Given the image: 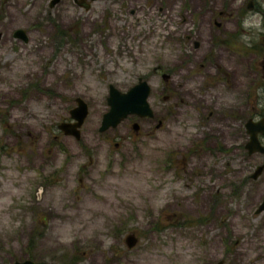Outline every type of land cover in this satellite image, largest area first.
<instances>
[{
  "label": "rangeland",
  "instance_id": "1",
  "mask_svg": "<svg viewBox=\"0 0 264 264\" xmlns=\"http://www.w3.org/2000/svg\"><path fill=\"white\" fill-rule=\"evenodd\" d=\"M212 1L67 3L52 22L40 7L16 18L30 43L0 60V264H264V171L249 179L263 156L243 150L248 119L264 116V32L242 26L218 42ZM234 1L263 21L264 0ZM182 15L197 47L180 46ZM139 78L156 120L99 131L108 85ZM77 96L79 140L57 128ZM185 150L176 174L168 161Z\"/></svg>",
  "mask_w": 264,
  "mask_h": 264
},
{
  "label": "flooded vegetation",
  "instance_id": "2",
  "mask_svg": "<svg viewBox=\"0 0 264 264\" xmlns=\"http://www.w3.org/2000/svg\"><path fill=\"white\" fill-rule=\"evenodd\" d=\"M111 1L112 0H0V60H7V59H4L2 57L3 54L8 55L9 57L10 56L15 57L16 55L22 54L21 50H23V52L27 51L26 46L30 43V38H29L30 30L26 29L27 26L16 25V18L18 16L27 17L34 8L40 7L41 13L39 14V18L46 21V22H52V19L60 11L63 10V7H65V4H67V3L77 7L83 13H88V12H92L94 10V7L96 6V2H99V3H104V2L107 3L108 2L110 4ZM186 1H187V4H189L190 0H186ZM234 2H235L234 0H226L223 5H221V4L219 5L214 0L210 3L211 7L213 8V12H212L213 15L209 20V24L212 27L210 34L211 35L215 34L216 37L220 36L221 38L218 39V42H222V43L227 44V45H229V44L232 45L234 40L237 39V34L240 33V30L244 24V19H242L240 11H239L238 7L235 6ZM250 3L251 2H249L248 7L253 6V5H250ZM132 6L133 7L129 10L130 16H132L133 14L138 12V10L135 8V6H138V4L132 5ZM229 6H232L231 10L228 9ZM160 9L162 10V9H166V8L160 7ZM15 12H18L19 15L15 14ZM262 16H263V21H264V11H262ZM186 25H188L187 18L185 17V15H182L180 17L179 24L177 25L179 28L178 30L180 32H182V36H183V40H182L183 44H181L180 46L182 48H185V49H187L188 47H191V45L193 46V48L197 47L198 46V39L196 38V34H195V32H191L190 27L188 28V27H186ZM31 26H33V25H31ZM59 36H60L59 32H57L56 37L59 38ZM225 36L227 38H225ZM230 41H231V43H230ZM6 65H11V64H6ZM154 70H160V66L154 67L153 71ZM75 102H76V100L74 101V105L67 110V115H68L69 119L64 120V121H71L72 120L70 117L69 111H70V109H72L73 107L76 106ZM130 116H132V115H128L122 121L126 120L127 122L133 123L134 120H132V119L129 120ZM262 118H264V116L259 117L258 120L262 119ZM146 119L148 121H150V120L155 121L156 117L152 116V117H147ZM250 119L254 120V118H252V117ZM61 122H63V121H60L59 123H61ZM162 123H163L162 119L158 118V122H156V124H157L156 127H157L158 131L162 129ZM58 124H57V128H58ZM82 124H83V122H82ZM107 130H105V131H107ZM59 131H60V129H59ZM80 131L81 130L79 129L78 138H76L74 135H71V136H73L77 140H79L80 139ZM245 134H246V139H245V143L243 145V150L245 151L246 156H250V155L255 154L257 152H258V154L263 156V159L257 163V166H258L264 162V154L259 152V151H253L254 153L248 152L249 147L246 144H247L248 139H249V134L247 133L246 129H245ZM258 138L260 140V143L263 144L264 138H262L261 136H258ZM115 145H117V143H115ZM190 156H191V154L189 153L188 150L179 151V152H176V156L174 157V161H173V158H171V159L169 158L170 160L168 161V163L170 164V167H172L173 170L175 171V173L177 174L178 170L186 167V165L188 163V160H186V158H188ZM238 160H239V157H238ZM239 162L240 161L237 162L238 174L240 173V170H239L240 163ZM257 166H255L249 172V176H250L249 179H255L256 177L258 178L263 173L264 168L260 171V173L256 177L252 178V174L255 171ZM180 171H183V170H180ZM223 176H224V174L221 175V177H223ZM236 178H240V176H237ZM237 187L238 188L241 187V182L237 183ZM258 204H257V206H258ZM76 257H74V258L70 257L68 262H66V264H76L78 259H79V257H77L78 259ZM220 264H222V261H220Z\"/></svg>",
  "mask_w": 264,
  "mask_h": 264
},
{
  "label": "water",
  "instance_id": "3",
  "mask_svg": "<svg viewBox=\"0 0 264 264\" xmlns=\"http://www.w3.org/2000/svg\"><path fill=\"white\" fill-rule=\"evenodd\" d=\"M168 74H162V78L166 79ZM150 94V86L146 80L139 78L136 83L130 86L127 90L121 91L112 84L108 85V92L106 96L107 110L102 114L99 131H105L109 128L116 127L128 115H135L140 118L152 117L153 112L148 101ZM76 106L70 109L71 121H63L58 124V128L65 135H74L76 138L79 136V127L81 126L84 118L88 113L86 102L79 96L76 97ZM138 124L132 123V128L136 130ZM249 140L247 146L248 152L259 151L264 154V143L261 144L258 136L264 138V118L259 120L248 119L245 124ZM264 168V162L258 165L252 174L256 177ZM264 209V200L258 206L256 212ZM133 234L127 236V241L134 242ZM131 245L132 243H128ZM3 264H40L32 259L26 258L23 260H14ZM215 264H220L217 262Z\"/></svg>",
  "mask_w": 264,
  "mask_h": 264
},
{
  "label": "clouds",
  "instance_id": "4",
  "mask_svg": "<svg viewBox=\"0 0 264 264\" xmlns=\"http://www.w3.org/2000/svg\"><path fill=\"white\" fill-rule=\"evenodd\" d=\"M243 26L248 31L255 30L256 33L264 32V21L256 16L246 17ZM241 40L250 46L252 36L244 35L241 37Z\"/></svg>",
  "mask_w": 264,
  "mask_h": 264
}]
</instances>
